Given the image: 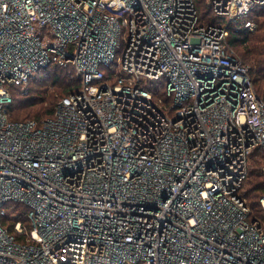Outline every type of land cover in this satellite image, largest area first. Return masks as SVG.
I'll return each instance as SVG.
<instances>
[{"label": "built area", "instance_id": "2783aa9c", "mask_svg": "<svg viewBox=\"0 0 264 264\" xmlns=\"http://www.w3.org/2000/svg\"><path fill=\"white\" fill-rule=\"evenodd\" d=\"M200 3L0 0V264H264L240 197L264 102L225 46L264 0ZM49 66L79 87L9 120L10 88Z\"/></svg>", "mask_w": 264, "mask_h": 264}, {"label": "trees", "instance_id": "16d2710c", "mask_svg": "<svg viewBox=\"0 0 264 264\" xmlns=\"http://www.w3.org/2000/svg\"><path fill=\"white\" fill-rule=\"evenodd\" d=\"M195 1L200 16L204 17L205 9L203 4L200 3L201 0H195ZM253 17L257 25L256 30L253 33H249L240 29L236 30L233 26H230L228 37L225 39V46L226 48L234 50L235 55L242 63L250 64L249 75L252 84L254 86L257 96L263 101L264 100V32L263 30H261V26H262L261 22L264 20V7L261 8L260 10H255V12L253 13ZM209 21L210 23H213L216 22L217 19L211 17ZM257 30H259V33L255 35ZM69 73H70V69H63L60 67L49 66L46 69L40 70L35 75L34 78H31L28 82V85L45 86V89H43V91H48V88H52L57 86L58 84H62L63 85L62 89H56L57 91L55 92L53 91V93L48 95L46 98H42L41 103L48 101L49 104H52L54 100L56 99L59 100L61 97L70 94L79 87V80L75 77H70ZM156 89L159 90L160 88L158 87ZM29 91L30 89L28 90V92ZM10 92L12 96V103L9 107L10 110L9 120L15 122H21L29 119H34L36 121H40L42 119L52 116L55 105L54 106L52 105L47 109H41L42 114H44L43 117H40L41 114L36 115L34 118L29 117L31 114L30 111L25 113L24 117L21 118V116H19L18 113L15 111L16 110L15 106L17 105L16 101L17 103H26V101L29 103L31 99H28L29 97H27V93H23L19 89V87H11ZM18 92L20 93V95ZM17 93L19 95L18 98H16ZM157 94H159L158 91H156L155 95ZM159 95L161 96V91ZM26 97L27 100H25ZM263 151H264L263 148L258 147L254 149L250 154L249 160L250 159L253 160L252 163L255 168H259L262 165L264 166V153L260 154ZM257 170L258 171H251L250 177L247 173L244 183L242 184V187L240 189V197L245 200L247 206L250 209L249 219L257 221L261 225L264 231V211L260 203L257 204V201L256 203L252 201L253 198L257 199L258 197L264 196V193L260 195L264 191V173L261 172L259 169ZM247 180H248L247 189L244 190V185ZM248 200L251 201L249 202ZM252 207H254L255 209H253ZM6 208H7V215L6 218L2 219V224L9 233L15 234L16 239L20 241L22 240V236L14 233L13 224L17 220H19L27 227L29 226L28 221L26 219L27 208L19 204H9Z\"/></svg>", "mask_w": 264, "mask_h": 264}, {"label": "rangeland", "instance_id": "374dc122", "mask_svg": "<svg viewBox=\"0 0 264 264\" xmlns=\"http://www.w3.org/2000/svg\"><path fill=\"white\" fill-rule=\"evenodd\" d=\"M263 21L261 22V25H262L261 26V30H263V32H264V22ZM256 27H257V25H256ZM258 33H259V30L256 31L255 35L258 34ZM246 64L248 66H250L249 63H246ZM62 87H63L62 84H58L55 87L48 88V91H43V89H45V86H38V85L37 86H32V85L29 86L28 85L27 86V90H26L25 93H27V97H29L28 99H31L29 101V103H31V104H29L27 101H26V103H17V101H16V104L18 105V107H17V105L15 106V109H16L15 111L18 113L19 116H21V118L24 117L25 113L30 112V111H31V114H30L29 117L34 118L38 114H41L40 117H43L44 114H42V110L41 109H47L48 107H50L52 105L54 106L57 103L58 100L57 99L54 100L52 102V104H49L48 101L41 103L42 98H46L48 95L53 93V91L55 92V91H57L56 89H62ZM29 89H30V91L28 92ZM18 93L16 94V98H18L19 95H20V93H19V95H18ZM27 97L25 98V100H27ZM28 105H31V106H28ZM263 153H264V151L262 153H260V154H263ZM253 159H255V158H253ZM252 162H253V160L250 159L249 160V164H248L249 168L247 169V173H248L249 177H250V172L251 171H258L257 169H259L261 172L264 173V166L263 165L261 167H259V168H255L253 166ZM247 179H250V178H247ZM247 183H248V180L246 181V183L244 185V190L247 189ZM263 193H264V191L260 195H262ZM254 195H256V194H254ZM260 199H261V197H258L257 199L253 198L252 201H254L255 203L257 201V204H258ZM248 201L250 202L251 200H248ZM257 204H256V206H257ZM252 208L255 209L254 207H252Z\"/></svg>", "mask_w": 264, "mask_h": 264}]
</instances>
